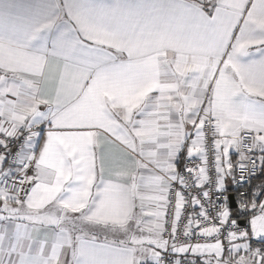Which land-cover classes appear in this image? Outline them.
I'll use <instances>...</instances> for the list:
<instances>
[{
	"label": "snow or ice",
	"instance_id": "snow-or-ice-1",
	"mask_svg": "<svg viewBox=\"0 0 264 264\" xmlns=\"http://www.w3.org/2000/svg\"><path fill=\"white\" fill-rule=\"evenodd\" d=\"M0 264H264V0L0 8Z\"/></svg>",
	"mask_w": 264,
	"mask_h": 264
},
{
	"label": "crops",
	"instance_id": "crops-1",
	"mask_svg": "<svg viewBox=\"0 0 264 264\" xmlns=\"http://www.w3.org/2000/svg\"><path fill=\"white\" fill-rule=\"evenodd\" d=\"M8 2L9 0H0V8L4 7Z\"/></svg>",
	"mask_w": 264,
	"mask_h": 264
}]
</instances>
